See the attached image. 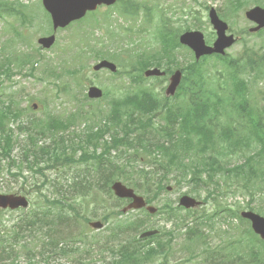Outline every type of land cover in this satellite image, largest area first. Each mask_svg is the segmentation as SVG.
<instances>
[{"label":"trees","instance_id":"obj_1","mask_svg":"<svg viewBox=\"0 0 264 264\" xmlns=\"http://www.w3.org/2000/svg\"><path fill=\"white\" fill-rule=\"evenodd\" d=\"M117 1L121 4V8L117 11L118 15L132 19L137 17L140 6L136 5L134 0ZM244 2L245 0L230 1L231 6L236 9L233 11L225 9L223 15L231 14L237 16V12L242 7H238V5L239 3L243 5ZM253 2L259 3L264 2V0H253ZM26 8L25 5L12 4L8 0H0V17L13 16L22 24H28L30 16L26 13L28 12ZM188 15L193 14L188 13ZM46 17L49 21L47 14ZM148 17L149 15L146 12L144 18ZM151 20L152 18L149 17L146 22L149 23ZM104 21L107 23L108 18H104ZM93 23L97 26L100 24V20L94 19ZM201 23V20H199L196 24L190 25L185 21L184 27L181 26L176 29L173 28V25L167 26L168 22L162 18L160 29L158 32L156 31V34L159 33V42L161 44L159 53H157V48H149L142 51L144 38L140 32H137L139 39L136 42V47L124 50L120 45L115 44L118 33L108 29L106 36L110 46L103 53H100V56L119 62L123 68L121 72L123 76L140 85L144 81L143 73L148 68L166 66L167 70H172L170 67L176 66L175 68H179L183 72L182 84L174 101L164 99L165 97L163 96L154 95L147 88H139L137 91L121 96V99L112 98L109 101L111 109L108 105L97 109L98 117L95 119L104 123L98 126L94 122L95 119L91 120L92 124L86 128L84 133L85 140L81 141L80 137L77 136L79 138L77 145L71 147L65 145V133L75 124L77 119L84 118L89 120L94 116V114L85 111L83 107L67 116L49 113L42 120H30L25 125L20 120L23 117V110L17 107V103L13 105L12 95L8 96V104L0 101V163L5 160L8 161L10 168L15 165V160L12 157L15 147V134H13V130L10 129L9 125L16 122L20 124L16 130L25 133L27 136L28 149L26 153H31V146L36 145L41 138H52L53 147H39L36 150L40 160L45 159L52 163L48 165L50 169L70 166L76 163L87 166L98 145H102L103 151L99 155V162L93 167L97 176L96 184L94 185L90 181L91 170H85L79 182L72 181L69 193L71 195L73 193L74 200L78 197L82 200L89 199L91 205L95 206L93 214H96L97 210L101 209L103 211L101 218L109 221L113 216H120L121 213L118 209L120 208V203H123V201L116 199L110 190V185L116 180H120L129 187L149 195L162 190L168 175L173 170H176L181 172L183 180H188V184L193 185L196 196H199L201 183L214 185L221 192V195L225 196L233 185L222 186L217 183L219 180L229 178V175L225 173L222 161L232 155L234 150L242 149L245 153L248 151L254 153V156L246 157L245 164L239 165L235 173V177L239 181L235 178L233 184L238 190L246 191L248 189L247 195L249 197L261 198L262 196L258 194V191L263 192L264 195V114L262 111L263 107L258 106V101L253 95L251 87H257L256 79L264 78V62H258L263 60V58L248 56L252 53V50L247 46L242 56L237 58L227 57L225 59L217 58L224 65V68L215 73L206 68L204 59L195 62L186 58L183 62H180L177 54L178 50L186 51V56L189 59L192 56L188 54V50L179 45L178 36L189 30H201ZM91 33V30L84 31V37L78 38L77 44L75 38L73 39L74 44L72 46L69 45V50L66 51L69 54L68 59L64 60L63 63L46 60L39 49L35 48L37 51L32 54L26 53L21 49L22 52L16 51L0 63L1 73L7 77L10 74L12 76L15 73L13 72L15 65L16 69H18L17 72L28 68L26 74L29 77L44 78L53 82V84L59 83L60 80L67 77L73 81L75 80L77 86H85L81 72L83 68L82 57L85 53V48L93 39ZM262 34L261 32L258 36H262ZM37 66L41 68L39 76L35 75ZM61 69L64 72L62 74L63 78ZM208 73H211L212 76H207L206 74ZM55 89V93L58 95L63 90H65V93H70L66 83H62L61 86L56 85ZM73 99L78 100V97L73 95ZM247 115L253 116L250 131V135L256 140L253 145L249 144V137L246 131L244 118ZM156 119L161 121L162 124L155 123ZM151 127L163 132L167 137V146L152 137L151 139L146 138L147 131ZM96 128L97 130L95 131ZM114 128L115 131L112 132ZM215 132L219 133L223 138L221 144L215 145L210 142V136H213ZM119 133L122 134V138H118ZM107 136L110 137L111 141L104 139ZM205 142L206 145L204 146ZM88 146L94 148L92 153L86 150ZM68 148L72 149L73 152L76 149H80L83 154L78 160H74L66 156ZM140 148L144 152H151L153 158L158 153L162 157V160L154 159L153 163L147 164L148 168H152L150 172L141 170L136 166ZM54 150L57 151L56 155L53 154ZM111 151L119 152L120 158L116 161L110 160ZM124 154L127 155L126 159ZM207 154L212 156L210 159L213 163L211 175L207 165L200 159V156L204 157ZM71 155L75 157V153ZM24 158L26 159V155H24ZM203 174L207 177L205 183L202 182ZM222 188H226V191H222ZM256 189L257 193L254 194ZM74 200L72 201L71 210L76 214V209H81V207L76 205ZM109 201L112 202L108 204ZM262 202L264 203V196ZM113 203L114 205H112ZM58 204L57 218L60 220L61 217H66L67 215L63 211L66 203L61 204L59 202ZM224 210L226 211V209ZM230 212L232 216H235L233 210H230ZM216 213L217 211H214V214ZM211 220L206 213L201 214L193 226L184 232L185 244H188V246L184 245L182 248L188 255L187 260L200 258L205 254L204 260L206 263L204 264H243L239 263L237 261L239 259L229 252L224 255L222 253L224 249L222 251L220 247L210 249L211 251H198L201 246L205 245L207 240V236L203 233V228H212V223L209 225ZM36 224L40 226L37 227ZM144 224L145 221L139 222L138 226L134 227L133 230L137 231ZM130 225L132 226V224ZM45 226L48 227V236H50L52 229L50 222H45L35 216L27 220L24 226L18 227V232L14 234L12 242H18L22 237L20 233L25 229L31 228L29 230L31 232L32 228L37 227L42 230ZM56 233L59 239L63 231L57 229ZM123 233V224L119 222L114 224L110 229V243L115 242L121 237L119 235ZM145 241H147L146 245L139 240L130 239L123 244L126 246H122L119 250H114L110 246V254L117 258L111 264H165L170 255L172 236L169 235L167 245L163 244L158 237H152ZM152 241L157 250L152 247ZM47 246L50 251H53V248L58 250L60 255L70 254L66 247L59 248L58 242H55V240L52 243L50 239V243ZM254 254L252 251L251 255ZM12 256L13 250L10 249L9 257L11 258ZM252 264H264V252L257 254Z\"/></svg>","mask_w":264,"mask_h":264},{"label":"rangeland","instance_id":"obj_2","mask_svg":"<svg viewBox=\"0 0 264 264\" xmlns=\"http://www.w3.org/2000/svg\"><path fill=\"white\" fill-rule=\"evenodd\" d=\"M12 4L15 3V0H8ZM19 4H25L28 9V15L30 16L29 23L26 25H19L15 17L6 15L4 17H0V51L5 47L6 49L1 52L0 59L4 58V56L8 53V55L14 51L15 49L22 52L21 49L25 50L26 53L32 54L36 53V49H39L41 54L45 57L46 60H52L55 63H63L64 60L68 59L69 45L72 46L74 44L73 39L80 38L81 32L84 30H91L93 32V39L90 44L87 46L85 53L82 59L83 68L81 70L83 74L84 85L88 84V81L99 87L102 91L107 93V96L100 101H89L86 96L87 87L88 86H77L75 84V80H71L69 78H64L60 80L59 83L53 84V82L48 81L44 78H40L37 76L29 77L26 72L28 68L20 70L15 69V65L13 67V71L15 72L12 76L11 74L7 77L6 75H2L0 72V96L1 98H8L9 95H12L13 105L17 103V107L23 110V117L20 118L21 122L25 123L30 120L43 119L49 113L57 114V115H68L69 113H73L77 111L81 107H85V111L90 113H96V110L101 106H107L109 99L112 97V93L115 96H118V92L126 93L132 86L130 81L126 76H123L122 73L119 75H111L108 72H100L93 73L91 67L98 61L96 53L97 51H104V46H107L106 42H108L107 37L105 36L106 26L103 24V15L110 16V21L113 23V26H118L125 29H130L136 33V37L133 41V46L135 47V42L137 40V32H140L147 38L148 41L152 42L153 45L157 48V53H159V33L156 34L157 25L160 23V14L163 18L168 21L167 26L173 25V28L179 29L181 26L184 27V22L187 21L188 24L194 25L199 20H201V32L204 34L206 41L210 39V36L214 33L211 25L209 24L207 13L210 8H213L218 11V9H236L232 7L230 1L232 0H145L144 8L141 9V19L140 21H144L143 15L147 12L150 15L154 16L153 22H150V26L148 24H144L143 28H139L141 26L139 22L133 21L131 18H125L132 21H126L125 19L119 17L117 15L118 8H100L93 15L88 16L82 21H79L70 27L57 30L53 32L55 34V44L53 48L50 50H40L37 44V38L42 36H49L52 34L51 23L50 20H47L46 14H44L40 8L41 0H19ZM136 3L139 0H134ZM253 0H248V3L237 13L236 18H229L227 16L225 19L220 18L222 21H225L229 25L230 32L233 33L236 37H238V41L235 45H233L228 51L227 55L231 57H236L241 55L245 48L249 46L250 49L256 51L252 52L250 55L258 56L264 55V35L262 36H254L243 33L245 28H249L252 24L248 22L244 18V11L248 8L254 7L257 4H254ZM243 6L239 3L238 7ZM259 6H264V2H261ZM147 8V9H146ZM43 10V8H42ZM146 10V12H145ZM188 13H192L193 15H188ZM48 15V14H47ZM49 17V15H48ZM50 19V17H49ZM94 19L100 20V24L95 26L93 21ZM147 29V33L145 34ZM158 32V31H157ZM24 35L23 42H20L17 38V34ZM123 33V31H122ZM238 34V35H237ZM22 35V36H23ZM159 42V43H158ZM120 43V41H119ZM132 42L126 41V44L130 46ZM123 46V45H122ZM21 48V49H20ZM36 48V49H35ZM258 50V51H257ZM144 51V50H142ZM179 55L182 56V59L186 58V55L183 52H179ZM36 56V55H35ZM110 62H113L107 59ZM115 63V62H113ZM116 64V63H115ZM117 65V64H116ZM119 66V65H117ZM121 68V67H120ZM221 64L210 65V71L214 72L216 69H221ZM64 69V68H63ZM122 70V68L120 69ZM41 71L40 66H37V72L35 75H40ZM59 72V71H58ZM60 73V72H59ZM64 72L61 69V76L63 78ZM207 76H212L211 73L206 74ZM86 78V80H84ZM62 83H66L68 91L70 93H65V90L62 91L61 94H56L55 86H61ZM153 85H156L159 88V83L148 79V82H143L140 85H136L134 88H147L149 90H154L152 88ZM136 90V91H137ZM72 92V94H71ZM155 92H158L159 96L164 97V91H161L159 88ZM253 93L255 94V98L258 101V104L264 103V90L261 89V94H258L255 89H253ZM73 95L78 96L79 100L73 99ZM169 97V96H168ZM174 98V97H173ZM2 100V99H1ZM4 103L6 101H3ZM80 102L82 104H80ZM36 104L37 108L32 109V105ZM257 105V104H256ZM263 114H264V106H263ZM253 116L247 115L244 120L246 123V131L249 137V144H255L256 140L250 135V131L252 128V119ZM91 124L86 120H80L74 124L72 128H70L69 135H72V132L75 134L82 136L84 130L87 126ZM16 124L11 123L10 129L13 130V134H15V147L12 153V157L15 160V165L11 168L8 165L7 161H2L0 163V194H17L23 191L22 193H28L30 196L31 206L27 210H19V211H2L0 212V248L1 244H4L3 247L7 248L11 243V236L14 235V225L22 224L23 221L29 216L33 215V213H38L41 209H36L35 202L39 200L40 195L44 196L47 200H56V198L65 195L68 198V202L70 198V189L69 185L71 183V179L73 177H77V180L82 178L84 168L89 166H83L81 164L72 165L70 167L60 168L58 170H48L43 172V174H39L37 170L44 169L46 165V161H36L37 158L34 159L31 153H29V157L27 161L23 160L24 153L27 151V137L25 133L18 132L15 130ZM109 139V138H107ZM51 138L46 137L45 139H41L38 143L41 145H51ZM76 142L72 141V143ZM68 145L70 142L67 143ZM92 152L94 149L89 148ZM24 152V153H23ZM102 147H98L96 153H101ZM81 155V151L76 154V157ZM119 156L118 152H113L111 154V158H117ZM241 161H233L232 164L239 163ZM92 173H94L92 169ZM48 179L46 186L41 189V193H39L38 188L42 182ZM174 182L170 179L168 183H166V187L171 188V191H163L159 192L155 195L152 200V205L154 207H162L163 205L177 206L178 198L183 196V193L187 191V186L184 184L182 186H174ZM234 189V188H233ZM240 190H236L235 194L229 195L222 199V202L227 204L228 206L233 208H238L241 211V206L246 205L248 198L242 196ZM141 195L140 193H137ZM186 195V194H184ZM142 196V195H141ZM149 197H152V194H149ZM43 201H41L42 203ZM76 205L83 204L81 198H77L74 200ZM112 201H109L110 204ZM240 202L239 205L237 203ZM258 202L252 203L253 207H257ZM114 205V203L112 204ZM212 204L205 205L206 209L201 210L205 213H210L213 209H210ZM241 205V206H240ZM123 205L121 204V207ZM95 206H83V210H81V215L87 218H91L92 221H100V215L92 216L88 211L89 209H94ZM69 215L72 216V213ZM142 214L136 212H131L128 214H124L122 217L118 219H114V222H122L123 218L129 220H136L137 218H142ZM93 217V218H92ZM71 219V218H70ZM82 219H78L81 222ZM149 220V227L151 229L165 230L168 232H173L176 236V239L173 243L174 250L172 251V255L168 260L167 264H202L205 262L204 258H198L194 261H187L188 257L187 253L182 248L184 246V240L181 236L180 232H178L177 227L175 226V222H170L169 218L165 215L155 214L152 215ZM76 221L71 219L67 224L74 225ZM215 232H218V229L228 230L226 227V223L216 222ZM59 224V222H58ZM237 223H235L236 226ZM112 225V220L109 221L108 224L105 223L104 228L95 231H86L89 236V240L87 241L89 248L84 246L77 253L72 256H55L53 253L46 251V247L43 245L44 241H47L44 236H42V232H36L33 237L27 236L26 238L21 239L17 244L12 243L11 248L14 251V256L12 258H7L4 261L0 262V264H110L112 261V256L110 255L107 249L100 250L103 247L105 241L109 237V229ZM87 226V225H86ZM146 226V227H148ZM241 227V225H239ZM88 228V226H87ZM70 231L73 233L74 228L72 226L69 227ZM182 231V230H181ZM203 233L208 235L205 245L201 246L206 251H211L210 249H215L217 247L224 249L226 243L220 240L221 238L211 233L209 228H203ZM64 236V235H62ZM1 241H3L1 243ZM111 245V244H110ZM109 245V246H110ZM186 246V245H185ZM89 250V255L86 254V251ZM28 251H30L28 253ZM227 251V249H226ZM79 256V259L77 260Z\"/></svg>","mask_w":264,"mask_h":264},{"label":"water","instance_id":"obj_3","mask_svg":"<svg viewBox=\"0 0 264 264\" xmlns=\"http://www.w3.org/2000/svg\"><path fill=\"white\" fill-rule=\"evenodd\" d=\"M115 2L116 0H42L43 7L50 15L52 28L54 31H56L58 28H65L70 23L80 20L87 12L95 11L98 6H112L115 4ZM245 15L250 21H253L257 24V27L253 29V31H257L264 27V9L256 7L246 12ZM210 23L217 35L212 47L205 45L203 35L200 32H186L179 37L180 44L190 49L197 59L210 54L223 55L224 49L231 47L235 43L232 35L227 36L225 34L227 25L218 19L214 11H211L210 13ZM37 42L44 49H50L55 42V36L51 35L49 37L39 38ZM101 69H108L112 73L117 71L115 64L105 60L97 63L93 67V71H99ZM161 75H163V73L156 69L149 70L144 73L145 77ZM180 79L181 73L177 71L170 77L169 85L166 89L167 95L174 94ZM88 97L91 99H99L102 97V91L97 87H90L88 90ZM111 190L114 196L118 199L132 200L131 203L122 209L123 213H127L131 210H138V208L144 206L143 199L135 196L133 190L127 188L121 182H114L111 185ZM27 204L28 202L24 197L14 195H0L1 209H16L18 207L26 208ZM181 204L186 207H192L195 205L194 202L189 198H183L181 200ZM148 210L153 212V210L150 208H148ZM243 216L252 220L253 228L264 238V220L251 214H243ZM90 226L99 229L102 227V224L96 222L91 223ZM153 234L154 232L145 233L142 235V237H147Z\"/></svg>","mask_w":264,"mask_h":264},{"label":"flooded vegetation","instance_id":"obj_4","mask_svg":"<svg viewBox=\"0 0 264 264\" xmlns=\"http://www.w3.org/2000/svg\"><path fill=\"white\" fill-rule=\"evenodd\" d=\"M26 198H29L28 196H25ZM52 200H50V203H49V206L51 207V208H56V204L55 203H53V202H51ZM204 202V200L202 199V202L200 201V204H202V205H204L205 203H203ZM36 209H46L47 207H40V206H37V207H35Z\"/></svg>","mask_w":264,"mask_h":264}]
</instances>
